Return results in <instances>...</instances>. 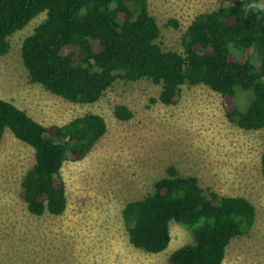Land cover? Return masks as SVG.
Returning a JSON list of instances; mask_svg holds the SVG:
<instances>
[{
    "label": "trees",
    "instance_id": "16d2710c",
    "mask_svg": "<svg viewBox=\"0 0 264 264\" xmlns=\"http://www.w3.org/2000/svg\"><path fill=\"white\" fill-rule=\"evenodd\" d=\"M40 13L45 18L20 47L30 83L70 102L91 103L117 80H148L160 86L152 101L164 105L175 104L183 85L202 84L231 99L229 122L247 131L264 128L263 0H234L196 14L181 35V52L160 44L161 29L147 0H0V55L9 52L10 36ZM166 25L179 24L170 18ZM238 90L253 94L245 111L234 105ZM114 115L129 120L133 112L117 104ZM6 129L33 149L34 163L20 182L27 210L61 215L67 207L61 168L88 154L106 132L104 118L89 112L44 125L0 98V140ZM260 171L264 177V149ZM165 173L153 193L122 208L129 243L149 253L163 251L174 220L191 239L170 253L168 264H222L230 241L253 227L254 204L204 188L174 165Z\"/></svg>",
    "mask_w": 264,
    "mask_h": 264
},
{
    "label": "rangeland",
    "instance_id": "374dc122",
    "mask_svg": "<svg viewBox=\"0 0 264 264\" xmlns=\"http://www.w3.org/2000/svg\"><path fill=\"white\" fill-rule=\"evenodd\" d=\"M147 1L161 29L160 44L181 52V35L196 14L234 0ZM44 18L40 13L10 36L9 52L0 55V98L44 125L96 113L104 118L106 132L84 158L64 162L66 210L36 216L20 196L22 176L34 163L33 149L5 130L0 140V264H168L170 253L190 241L189 230L171 220L168 246L149 253L129 243L121 210L153 193L169 165L181 175L196 176L204 188L254 204L253 227L230 241L222 264H264V128L247 131L229 122L225 112L233 108L231 99L202 84L183 85L171 105L152 101L160 86L148 80H117L91 103L46 91L29 82L20 53L23 39ZM170 18L178 21L177 28L166 25ZM246 92L238 90L234 99L242 111L253 98ZM117 104L132 110L133 117L117 119Z\"/></svg>",
    "mask_w": 264,
    "mask_h": 264
},
{
    "label": "clouds",
    "instance_id": "9594fccd",
    "mask_svg": "<svg viewBox=\"0 0 264 264\" xmlns=\"http://www.w3.org/2000/svg\"><path fill=\"white\" fill-rule=\"evenodd\" d=\"M251 7H257V5H251Z\"/></svg>",
    "mask_w": 264,
    "mask_h": 264
}]
</instances>
